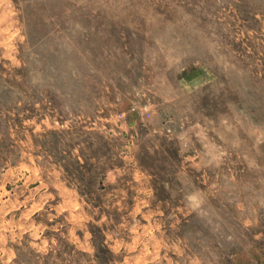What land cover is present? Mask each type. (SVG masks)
<instances>
[{
    "label": "rangeland",
    "instance_id": "374dc122",
    "mask_svg": "<svg viewBox=\"0 0 264 264\" xmlns=\"http://www.w3.org/2000/svg\"><path fill=\"white\" fill-rule=\"evenodd\" d=\"M0 264H264V0H0Z\"/></svg>",
    "mask_w": 264,
    "mask_h": 264
}]
</instances>
